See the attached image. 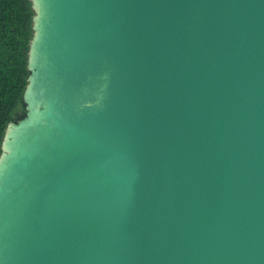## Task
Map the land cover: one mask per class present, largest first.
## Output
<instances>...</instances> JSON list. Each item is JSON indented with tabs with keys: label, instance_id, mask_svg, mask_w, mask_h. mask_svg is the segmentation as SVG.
Instances as JSON below:
<instances>
[{
	"label": "water",
	"instance_id": "95a60500",
	"mask_svg": "<svg viewBox=\"0 0 264 264\" xmlns=\"http://www.w3.org/2000/svg\"><path fill=\"white\" fill-rule=\"evenodd\" d=\"M30 1L0 264H264V0Z\"/></svg>",
	"mask_w": 264,
	"mask_h": 264
},
{
	"label": "trees",
	"instance_id": "16d2710c",
	"mask_svg": "<svg viewBox=\"0 0 264 264\" xmlns=\"http://www.w3.org/2000/svg\"><path fill=\"white\" fill-rule=\"evenodd\" d=\"M33 13L30 0H0V152L6 125L24 107Z\"/></svg>",
	"mask_w": 264,
	"mask_h": 264
},
{
	"label": "rangeland",
	"instance_id": "374dc122",
	"mask_svg": "<svg viewBox=\"0 0 264 264\" xmlns=\"http://www.w3.org/2000/svg\"><path fill=\"white\" fill-rule=\"evenodd\" d=\"M31 2V1H30ZM31 8H32V5H31ZM33 9V8H32ZM33 12H34V10H33ZM33 15H34V13H33ZM33 17V16H32ZM25 108L22 106V105H18V107H17V109L15 110V112H14V116H15V118H21V117H23L24 116V114H25Z\"/></svg>",
	"mask_w": 264,
	"mask_h": 264
}]
</instances>
